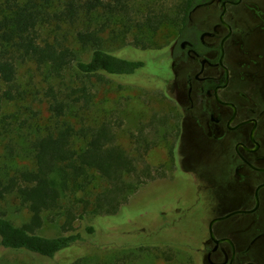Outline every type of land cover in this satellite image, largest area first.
Segmentation results:
<instances>
[{
    "label": "trees",
    "instance_id": "trees-1",
    "mask_svg": "<svg viewBox=\"0 0 264 264\" xmlns=\"http://www.w3.org/2000/svg\"><path fill=\"white\" fill-rule=\"evenodd\" d=\"M206 1L181 0L170 11L153 9L140 14L127 0H0V124L6 120L3 109L26 93L18 83L20 67H32L46 78L60 80L46 93L49 125L28 144L24 141L33 166L0 172V247L47 259L60 255L83 241L76 222H84L89 214H121L129 196L152 180L155 168L146 160L149 151L162 152L159 145L163 143L173 158L171 139L176 141L178 134L174 115L153 117L145 126L150 131L144 134L142 130L129 150L118 142L121 120L106 118L90 124L85 115L91 110L92 93L83 81L75 87L66 84L64 77L70 74L74 81L96 77L119 87L161 93L163 81L157 88L154 78L143 71V52L160 49L149 48L134 36L133 45L122 44L111 51L104 34L113 23L121 26L119 34L112 30L121 42V35L133 28L140 34H154L164 26L181 31L190 11ZM80 24L85 29L70 35L69 28ZM168 120L174 125L160 136ZM9 202L18 204L17 212L26 209L29 221L14 225L7 209L1 207ZM62 219L56 236L38 233L44 223ZM85 230L87 235L95 232L91 226ZM64 264L95 263L80 257Z\"/></svg>",
    "mask_w": 264,
    "mask_h": 264
},
{
    "label": "flooded vegetation",
    "instance_id": "flooded-vegetation-1",
    "mask_svg": "<svg viewBox=\"0 0 264 264\" xmlns=\"http://www.w3.org/2000/svg\"><path fill=\"white\" fill-rule=\"evenodd\" d=\"M168 62L160 89L181 113L160 164L203 196L205 235L187 263L264 264V0L196 5Z\"/></svg>",
    "mask_w": 264,
    "mask_h": 264
},
{
    "label": "rangeland",
    "instance_id": "rangeland-1",
    "mask_svg": "<svg viewBox=\"0 0 264 264\" xmlns=\"http://www.w3.org/2000/svg\"><path fill=\"white\" fill-rule=\"evenodd\" d=\"M181 0H127L128 4L140 14L148 10L164 9L170 11ZM93 24L91 28H95ZM84 30L85 26L76 25L69 28V34ZM121 26L112 24L104 34L108 50L116 51L122 44H132L134 36L149 48L160 50L143 52L146 65L143 71L154 78L158 88L163 80L171 77L168 62V52L174 43L175 29L164 26L154 34H140L134 28L121 41L114 38V32L120 33ZM141 46V45H140ZM86 56V53L83 54ZM66 84L81 87L82 81L92 93L91 110L85 115L90 124H96L103 119L121 120L119 143L133 150L137 135L145 129L146 124L154 117L160 119L174 115L179 117L181 111L175 104L169 91L148 89L137 86L119 87L116 83H105L98 78L73 80L70 74L64 77ZM58 79L46 78L32 67H20L18 83L26 93L23 98L14 101L3 109L6 120L0 124V172H12L19 168H31L28 161L25 143L43 133L50 122L48 100L46 93L51 86L59 85ZM161 88V86L159 87ZM175 122V123H176ZM168 120L166 128L159 132L162 136L171 126ZM159 147H167L163 143ZM12 152V153H11ZM166 153L151 150L146 160L151 167L152 180H146L143 185L131 194L125 203L121 214L111 217L87 215L82 223L76 222L75 228L81 233L83 241L60 255L47 259L25 251H12L0 247V264H64L76 258L85 257L92 263L105 264H188L191 247H195L205 235L202 207L197 206L203 201L202 192L195 190L189 177L177 171L172 177L169 166H161ZM173 178V179H172ZM2 208L7 209L8 218L16 226L29 221L30 215L26 209H19L18 204L9 202ZM178 208L179 212H175ZM164 209V210H163ZM165 211L166 214H161ZM181 214V215H180ZM63 223H44L38 233L45 236H56L60 233ZM173 225H170L172 224ZM91 226L95 232L87 235L85 227Z\"/></svg>",
    "mask_w": 264,
    "mask_h": 264
}]
</instances>
